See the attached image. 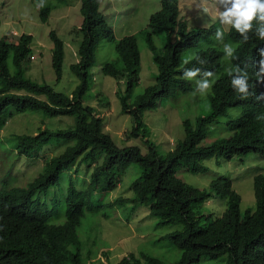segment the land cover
<instances>
[{
  "label": "trees",
  "instance_id": "16d2710c",
  "mask_svg": "<svg viewBox=\"0 0 264 264\" xmlns=\"http://www.w3.org/2000/svg\"><path fill=\"white\" fill-rule=\"evenodd\" d=\"M44 1L37 0L43 3L40 17L46 23L55 6ZM60 1L67 4V0ZM82 12L85 20L78 50L80 61L70 66L79 83L71 93L57 91L49 84L27 77L26 64L33 55L32 35L22 34L18 42H11L9 36L0 38V132L15 112H42L48 117L73 118L71 126L46 127L35 135L12 137L17 140L11 146L17 158H33L49 144L71 142L61 154L44 157L42 170L26 186L17 184L18 178L12 174L14 164L4 153L0 155V264H97L91 262V256L85 255L78 228L86 212L98 211L102 194L116 189L134 163L142 168L141 175L132 184L134 195L120 197L117 206L145 204L159 225L182 224V230L168 235L182 250L177 264H196L202 257L217 260L223 255L228 256L229 264H264V175L255 178V208L244 213L242 196L231 188L232 183L227 179L216 177L209 189H200L177 176L180 168L193 173L205 172L208 170L203 164L205 159H231L256 150L264 153V131L248 132L240 142L219 141L211 147L196 149L187 130L177 151L165 156L160 155L151 142V150L145 155L137 145L119 147L106 132L104 119L98 115L96 107L85 104L94 82L90 71L96 63V49L90 43L92 38L111 36L112 31L93 0H84ZM262 24L264 22L254 20L251 29L243 34L231 28L228 39L235 47L236 56L244 52L257 56L258 49L264 48V40L257 32ZM207 36L203 30H194L183 36L182 43L188 40L195 44ZM245 36L248 37L246 42L243 41ZM50 39L54 43L52 65L59 82L64 75L65 43L56 31L50 32ZM103 71L129 81L127 92L120 94L122 112L130 114L134 122L128 138L149 137L151 130L144 121L143 110L155 108L159 96L174 93V84L169 83L164 88L161 84L149 87L132 102V88L139 81L137 70L129 66L122 69L114 63L107 64ZM83 165L90 175L84 177L83 187L68 183L65 171L74 166L80 171ZM214 196L226 201L221 217L202 213V207ZM112 203L110 205L114 206ZM101 264L105 263L101 261ZM117 264L163 263L151 256L130 254Z\"/></svg>",
  "mask_w": 264,
  "mask_h": 264
},
{
  "label": "rangeland",
  "instance_id": "374dc122",
  "mask_svg": "<svg viewBox=\"0 0 264 264\" xmlns=\"http://www.w3.org/2000/svg\"><path fill=\"white\" fill-rule=\"evenodd\" d=\"M214 1V2H213ZM47 5L55 6L48 23H43L39 16V2L37 0H0V38L14 31L15 36L22 34L33 35L32 53L36 57L26 64L27 77L40 84H49L57 91L71 93L79 83L72 74L70 65L77 58V51L82 40V34H74L71 30L79 22H82L80 12L81 1L67 0V4L60 0H45ZM208 8L205 15L203 8ZM228 7H231L229 4ZM223 12V4L212 2L199 7L195 1L187 8L188 13L197 11L196 19L199 25L208 26L218 18L217 11ZM155 7L142 0H123L109 8L104 7V14L110 26L114 29L116 42L126 35L138 34L148 27L149 14ZM200 10V11H199ZM183 17V7L181 11ZM193 16V15H192ZM193 22H189L192 24ZM51 30H56L64 40L66 47V60L63 78L58 82L52 65V41L49 37ZM10 41L18 42L19 37L9 36ZM166 33H160L155 37L158 49L161 51L166 40ZM139 47L142 52L143 71L141 81L134 90L132 100L142 94L146 87L155 83L158 74L157 65L152 58V52L145 40L138 36ZM116 42L103 40L97 48V61L91 69L94 82L85 104L96 107L103 117L105 130L109 133L119 147L137 145L142 153L146 154L149 148L142 137L128 139L133 129L131 115L122 112L120 94L125 92L124 84L120 81L104 75L102 66L108 61H118ZM231 44V43H230ZM12 72L15 71L11 64ZM118 89L121 92L117 91ZM25 93V92H20ZM44 99V97H40ZM109 101V104L105 103ZM205 103L191 95L181 94L175 98H162L160 105L155 110L145 113L144 121L151 129L152 142L157 146L160 155H164L175 148V145L184 139V119L195 120L204 112ZM239 110L233 112L237 116ZM228 117L221 118L219 125L212 128L208 138L202 143L207 145L213 139L228 136L225 130V122ZM73 118L68 116L48 117L42 112L28 111L15 112L9 116L7 123L0 132V155L5 154L13 165L12 174L18 178L19 186H26L42 170L44 157L61 154L71 142L61 141L52 143L35 157L17 158V154L11 146L17 140L12 137L17 134L35 135L40 130L49 127L57 129L71 126ZM243 159V160H242ZM208 167L205 172L193 173L186 169H180L177 175L187 184L196 188L209 189L210 184L217 176L227 177L233 180L235 189L242 196V213L248 208L255 207L254 175L257 172L264 174V159L256 153L235 157L232 160L225 158H213L204 161ZM263 168V170H262ZM85 166L80 171L75 166L65 171V179L68 183L74 182L77 187H83L86 177ZM142 168L139 164H132L123 176L120 186L101 196L98 211H87L81 225L78 228L79 235L84 243V253L92 257L91 262L101 264H117L124 256L135 254L136 256H151L160 260L163 264H177L181 258L182 250L176 247L168 238L174 231L182 230V224L170 223L159 225L158 219L150 214V207L145 204L127 203L118 205L120 197L134 195L133 182L141 175ZM90 175L87 176L89 178ZM65 186V185H64ZM114 206H111L110 203ZM226 201L214 196L202 207L204 215L212 214L214 218L222 216L226 210ZM196 264H229L228 256L223 255L217 260L202 257Z\"/></svg>",
  "mask_w": 264,
  "mask_h": 264
},
{
  "label": "clouds",
  "instance_id": "9594fccd",
  "mask_svg": "<svg viewBox=\"0 0 264 264\" xmlns=\"http://www.w3.org/2000/svg\"><path fill=\"white\" fill-rule=\"evenodd\" d=\"M79 1H81L80 12L83 19L81 23L79 22L75 27H72L71 30L73 31L76 29V32L73 33H81L83 39V33L81 32V29H84L85 20V16L82 12L84 0ZM93 1L97 5L98 13L102 16L106 25L112 31V34L109 37L92 38L90 46L96 49L97 61V48L100 42L103 40L116 42L114 29L108 23L106 15L103 12L104 7L109 8L110 4L116 5L123 0ZM142 1L143 3H148L155 7V10L149 14L150 18L148 27L138 34L126 35L119 39L115 45L116 52L118 54V61L106 62L102 66V71L107 64L114 63L122 66V69L128 66L132 67L134 70H137V74L139 76V81H136V84L132 88L135 90L140 84L141 72L143 71L142 52L139 47L138 36H141L145 40L148 48L152 52L153 61L158 68V74L155 83L149 85L146 87V89L149 87H157L160 84L164 88L169 83H172L174 84L175 91L168 96H159L155 101V108H146L143 110L144 116L148 110L157 109L162 98H175L178 95L186 94L203 101L205 103V107L204 112L197 116L195 120H183L185 137L183 140L179 141L180 143L185 140L187 130H189L190 135L193 137L194 148L196 149L211 147L214 144H217L219 141L225 143L240 142L242 136L248 132L264 131V48L258 49L257 56H251L250 54H246L244 52L242 56L238 57L235 55L234 45L232 43L230 44V40L228 39L231 28H235L238 33L243 34L244 32L251 29L252 22L254 20L264 22V0H216V2L224 5L225 10L223 12H221L220 9L216 10L218 18L213 24L208 26L199 25L198 21L193 22L196 19L197 11L188 13L187 8L193 1H195L197 5L201 7L204 4L212 2V0ZM229 4L231 7H228ZM39 6L42 7L43 3H40ZM182 7L185 17L181 15ZM203 11L205 12V15L208 14L207 7H204ZM51 13L46 23H48ZM189 22L193 23L190 24ZM194 30H203L206 34H208V36L206 38H200L199 42L195 44L188 40L187 42L182 43L184 38L183 36H188V34L192 33ZM257 32L260 39L264 40V24H262V26L257 29ZM160 33H166L165 44L163 45V49L161 51L158 49L155 42V37ZM5 36L19 37L14 35V31H11V33ZM247 40L248 37L245 36L243 41L246 42ZM52 45L54 46L53 42ZM66 47L67 46L65 45V60L67 54ZM35 59L36 57L32 55L31 60ZM79 61L80 57L77 51V58L70 66L78 63ZM93 67L94 66H92V68ZM104 75L106 74L104 73ZM106 76H110L123 83L125 91L127 92V89L129 88V81L126 78H118L115 75ZM92 79L94 81L93 74ZM146 89L136 98L138 99V97L142 96L146 92ZM117 91L121 92L120 89ZM134 100H132V102H134ZM236 110H239V113L234 117L233 112ZM223 117H228L227 121L225 122V130L229 133V135L217 137L213 139L210 144L202 145V143L208 138L210 130L219 125L221 118ZM189 122L191 124H189ZM150 137L151 135L149 137H142L145 140L149 151L151 150L149 142L154 143ZM233 139L235 140L232 141ZM179 142L175 145V148L169 152H173L175 150L177 151L178 145L180 144ZM252 142L256 141L253 140ZM240 147L242 148V146ZM155 149L158 151L157 146ZM149 151L146 154H149ZM249 153L237 155L233 158H243ZM254 153H256L259 158L264 159V153L261 151L256 150ZM162 156H165V154ZM213 158L218 159L217 157ZM233 158L225 159L232 160ZM209 159H205L204 161ZM259 174L264 175L261 172H257L254 175V189L255 178ZM87 176L88 175L86 174V177ZM217 177L230 181L232 183L231 188L236 191L232 179L220 176ZM120 185L121 184L118 186Z\"/></svg>",
  "mask_w": 264,
  "mask_h": 264
}]
</instances>
